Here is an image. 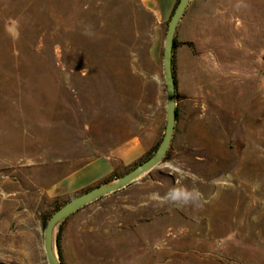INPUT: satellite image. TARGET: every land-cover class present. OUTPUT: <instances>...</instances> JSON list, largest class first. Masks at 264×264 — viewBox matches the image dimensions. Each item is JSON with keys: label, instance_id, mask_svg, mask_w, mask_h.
I'll return each instance as SVG.
<instances>
[{"label": "rangeland", "instance_id": "374dc122", "mask_svg": "<svg viewBox=\"0 0 264 264\" xmlns=\"http://www.w3.org/2000/svg\"><path fill=\"white\" fill-rule=\"evenodd\" d=\"M167 25L138 0H0V264H48L54 211L153 155ZM174 38L166 156L55 229L61 264H264V0H190Z\"/></svg>", "mask_w": 264, "mask_h": 264}, {"label": "water", "instance_id": "95a60500", "mask_svg": "<svg viewBox=\"0 0 264 264\" xmlns=\"http://www.w3.org/2000/svg\"><path fill=\"white\" fill-rule=\"evenodd\" d=\"M190 0H179L173 14L171 15L164 40L163 69L167 97V119L164 136L157 149L148 159L132 167L124 175L86 190L59 207L47 220L44 227L43 247L48 264H61L56 252L55 229L71 215L93 203L103 196L115 193L126 188L158 166L171 145L176 122L175 112V83L172 72L173 40L175 31ZM56 229V232H57Z\"/></svg>", "mask_w": 264, "mask_h": 264}, {"label": "crops", "instance_id": "0c3cea01", "mask_svg": "<svg viewBox=\"0 0 264 264\" xmlns=\"http://www.w3.org/2000/svg\"><path fill=\"white\" fill-rule=\"evenodd\" d=\"M161 26L167 23L172 15L177 0H138ZM112 172V164L104 160H94L66 180L69 187H83L105 178Z\"/></svg>", "mask_w": 264, "mask_h": 264}, {"label": "trees", "instance_id": "16d2710c", "mask_svg": "<svg viewBox=\"0 0 264 264\" xmlns=\"http://www.w3.org/2000/svg\"><path fill=\"white\" fill-rule=\"evenodd\" d=\"M178 2H179V0H177L176 4H175V6H174V10H175V8H176ZM174 10H173V12H174ZM173 12H172V14H173ZM177 45H178V43H177V41H176L175 38H174V40H173V51H174V49H175V47H176ZM172 62H173V57H172ZM172 72H173V71H172ZM173 77H174V83H175V88H176V82H175V76H174V73H173ZM175 112H176V117H177V110H176V109H175Z\"/></svg>", "mask_w": 264, "mask_h": 264}]
</instances>
